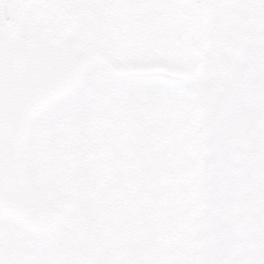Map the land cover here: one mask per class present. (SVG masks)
Here are the masks:
<instances>
[{"label": "snow or ice", "instance_id": "obj_1", "mask_svg": "<svg viewBox=\"0 0 264 264\" xmlns=\"http://www.w3.org/2000/svg\"><path fill=\"white\" fill-rule=\"evenodd\" d=\"M0 264H264V0H0Z\"/></svg>", "mask_w": 264, "mask_h": 264}]
</instances>
